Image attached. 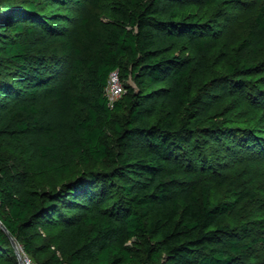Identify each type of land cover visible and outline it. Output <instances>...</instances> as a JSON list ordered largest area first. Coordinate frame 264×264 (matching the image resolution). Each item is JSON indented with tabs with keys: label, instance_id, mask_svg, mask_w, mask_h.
Here are the masks:
<instances>
[{
	"label": "trees",
	"instance_id": "16d2710c",
	"mask_svg": "<svg viewBox=\"0 0 264 264\" xmlns=\"http://www.w3.org/2000/svg\"><path fill=\"white\" fill-rule=\"evenodd\" d=\"M202 1L0 0V221L37 264H238L264 244L241 209L259 194L215 167L225 138L264 144L220 109L234 90L264 106V4L233 48ZM116 70L134 86L111 107ZM0 264H19L1 227Z\"/></svg>",
	"mask_w": 264,
	"mask_h": 264
},
{
	"label": "rangeland",
	"instance_id": "374dc122",
	"mask_svg": "<svg viewBox=\"0 0 264 264\" xmlns=\"http://www.w3.org/2000/svg\"><path fill=\"white\" fill-rule=\"evenodd\" d=\"M176 4L179 5L178 2ZM261 4H264V0H237V2L228 0L210 2V0H203L200 6L206 21L214 19L220 40H224L231 47L237 48L250 38L247 29L248 23H252L255 26L256 11ZM241 54L248 58L250 62L254 60L252 48L243 50ZM220 70L223 71L222 68ZM254 77L255 75L246 74L242 79L254 80ZM123 83L125 87L127 85L134 86L132 80H127ZM234 93L237 98L231 104L229 102L226 103L224 105L225 108H223L224 106L220 108L221 117L230 118L240 114L243 121L250 122L264 134V106H254L251 100L242 93L237 90H234ZM225 142L234 145L236 150L234 153H229L222 149L220 156L217 155L218 159L215 167L218 171L245 177L249 185L259 194V201L257 203L249 202L241 209L251 219H264V144H259L258 148L251 150L228 138H225ZM223 144L222 148H224ZM46 182L51 184L55 181L49 179ZM130 244L134 245L132 242ZM19 248L21 249V254H23L22 248L20 246ZM238 264H264V244H259L256 251L250 254L247 261L242 260Z\"/></svg>",
	"mask_w": 264,
	"mask_h": 264
},
{
	"label": "built area",
	"instance_id": "2783aa9c",
	"mask_svg": "<svg viewBox=\"0 0 264 264\" xmlns=\"http://www.w3.org/2000/svg\"><path fill=\"white\" fill-rule=\"evenodd\" d=\"M126 92L125 85L121 79L119 70L113 71L110 74L108 85L106 87V96L110 101L111 107H113L114 102L118 101L124 93ZM22 259L24 264H37L32 260L25 252L22 254Z\"/></svg>",
	"mask_w": 264,
	"mask_h": 264
},
{
	"label": "water",
	"instance_id": "95a60500",
	"mask_svg": "<svg viewBox=\"0 0 264 264\" xmlns=\"http://www.w3.org/2000/svg\"><path fill=\"white\" fill-rule=\"evenodd\" d=\"M0 227L9 235L12 241L13 247L15 248L19 264H24L23 259H22L21 249L19 248V244L17 243L16 239L12 237V235L9 233V231L7 230V228L3 225L1 221H0Z\"/></svg>",
	"mask_w": 264,
	"mask_h": 264
}]
</instances>
